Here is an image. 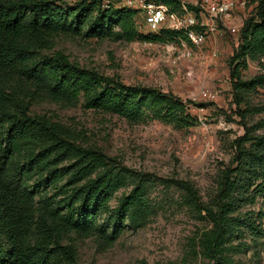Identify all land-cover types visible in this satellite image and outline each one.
I'll return each mask as SVG.
<instances>
[{
  "label": "trees",
  "instance_id": "1",
  "mask_svg": "<svg viewBox=\"0 0 264 264\" xmlns=\"http://www.w3.org/2000/svg\"><path fill=\"white\" fill-rule=\"evenodd\" d=\"M156 1L171 12L181 8L178 0ZM255 1L254 15L245 21L230 62L236 63L230 86L243 129V135L231 143L232 162L221 172L209 204L200 202L189 182H175L196 217L211 225L210 231L194 236L190 243V251L210 264H234L220 254L234 225L257 235L251 220L232 217L238 206L256 197L264 204V134L252 135L244 123L245 115L261 110L240 108L245 95L264 86V77L243 81L237 76L239 65L264 55V0ZM104 3L107 0L74 4L0 0V264H52L56 255L71 259L74 252L59 245L62 239L96 234L108 246L120 235L121 219L137 225L149 212L147 193L153 176L120 167L101 151L80 146L74 132L32 114V106L53 103L73 109L80 105L131 124L148 116L184 128L194 123L176 96L126 85L53 51L59 38L147 44L184 39L171 30L144 34L137 28L138 10L112 4L102 8ZM257 128H264V120ZM61 183L55 192L59 194L48 195ZM128 185L132 189L119 203L113 230L98 228V215Z\"/></svg>",
  "mask_w": 264,
  "mask_h": 264
},
{
  "label": "rangeland",
  "instance_id": "2",
  "mask_svg": "<svg viewBox=\"0 0 264 264\" xmlns=\"http://www.w3.org/2000/svg\"><path fill=\"white\" fill-rule=\"evenodd\" d=\"M75 1L60 0L67 4ZM125 1L107 0L106 4L122 7ZM178 1L188 11H195L193 8L200 2ZM248 2L244 11L247 20L256 7L255 0ZM136 24L140 32L149 33L143 13ZM169 45L94 39L55 41L53 51L62 52L82 68L117 77L126 85H141L176 96L185 104L194 123L184 128L148 116L131 124L115 115L83 110L80 105L73 109L53 103L32 106V114L46 116L74 132L80 146L101 151L120 167L154 177L147 193L149 212L139 224L121 219L120 235L108 246L96 234L89 238L72 234L59 245L70 247L73 257L56 255L52 264H210L190 251V243L194 236L210 231L211 225L196 217L187 205L189 198L175 182H189L198 192L200 202L209 204L221 172L232 162L231 143L243 135L230 86L231 71L236 65L230 62L238 43L231 37L216 40L195 50L190 60L176 64L172 63L176 56ZM237 76L243 81L264 77V55L239 65ZM201 104L208 106L200 108ZM240 108L261 110L245 115L244 123L252 135L264 134V128H257L264 120V86L245 95ZM63 184L48 195L59 194L55 192ZM131 189L128 185L114 194L98 215V228L103 227L107 233L113 230L119 203ZM232 217L243 222L251 220L257 235L234 225L220 254L234 264H264V204L260 197L240 204Z\"/></svg>",
  "mask_w": 264,
  "mask_h": 264
},
{
  "label": "built area",
  "instance_id": "3",
  "mask_svg": "<svg viewBox=\"0 0 264 264\" xmlns=\"http://www.w3.org/2000/svg\"><path fill=\"white\" fill-rule=\"evenodd\" d=\"M248 3V0H200L195 11L181 6V12H171L156 0H126L122 7L143 13L149 33L171 30L183 35L184 39L168 46L176 56L172 62L176 64L190 60L195 50H201L216 40L231 37L238 43L247 20L244 11ZM106 7L104 3L102 8Z\"/></svg>",
  "mask_w": 264,
  "mask_h": 264
},
{
  "label": "crops",
  "instance_id": "4",
  "mask_svg": "<svg viewBox=\"0 0 264 264\" xmlns=\"http://www.w3.org/2000/svg\"><path fill=\"white\" fill-rule=\"evenodd\" d=\"M210 44H212V43H210Z\"/></svg>",
  "mask_w": 264,
  "mask_h": 264
}]
</instances>
